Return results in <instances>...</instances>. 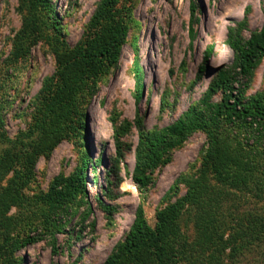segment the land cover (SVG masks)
<instances>
[{"label":"rangeland","instance_id":"374dc122","mask_svg":"<svg viewBox=\"0 0 264 264\" xmlns=\"http://www.w3.org/2000/svg\"><path fill=\"white\" fill-rule=\"evenodd\" d=\"M101 2L49 0L51 10L45 15L39 7L31 13L28 1L0 0V148L7 145L6 138L15 139L33 123L41 104L38 92L57 70V55L50 48L57 35L54 22L64 45L72 48L85 35ZM119 2L131 5L132 16L116 62L86 96L70 133L50 155L38 157L33 179L20 188L26 198L36 201L35 196L49 191L57 178L74 179L85 165L87 175L74 204L54 216L55 227L44 228L39 220L29 224L26 221L38 214L37 205L21 212L6 202L5 188L14 169L0 172V230L12 227L11 233L29 239L17 251L21 264H105L124 241L139 206L154 226L156 211L189 191L197 196L192 201L197 204L206 195L214 197L207 206L218 198L220 206L214 208L226 221V238L236 223L246 228L249 220L264 222V133L255 130L264 121L250 118L245 123L225 113L211 118L227 93L226 79L212 87L221 71L234 74L232 93L243 102L264 95V57L256 60L248 77H236L237 54L228 43L230 36L244 42L261 30L264 0ZM30 13L34 22L42 23L37 39H31L33 31L27 25ZM210 47L213 54L205 64ZM17 49L24 51L15 55ZM193 106L206 120L211 118L207 130H192L169 141L172 145L151 165L146 186L139 188L133 173L141 138L189 117ZM215 146L226 157L254 164L250 169L231 167L237 174L234 178L246 177L249 185L223 180L228 172L223 165L219 171L211 167ZM195 203H187L180 213L181 230L190 244L177 264H217L209 258L211 248L203 244V229L194 219L200 214ZM232 213L240 216L238 221ZM61 217L67 221L61 223ZM25 224L32 226L23 228ZM262 235L261 240L243 237L245 245L234 253L226 248L218 264H264Z\"/></svg>","mask_w":264,"mask_h":264},{"label":"trees","instance_id":"16d2710c","mask_svg":"<svg viewBox=\"0 0 264 264\" xmlns=\"http://www.w3.org/2000/svg\"><path fill=\"white\" fill-rule=\"evenodd\" d=\"M27 1L28 3H26ZM22 2L26 3L27 9L33 14L39 7L46 15L51 10L49 6L51 8L52 5L49 0H22ZM31 13L27 25L29 24L33 31L31 39H37L43 32L42 23L34 22V15ZM131 16V5L127 7L119 0H102L85 35L72 48L64 45L65 41L60 36L59 27L54 22L57 35H55L56 40L50 41V48L57 55V70L45 79L38 92L41 104L37 108L33 123L27 130L19 133L15 139L6 138L7 145L4 144L0 148V172L7 173L14 169L12 182L5 188L6 202H12L21 212L28 206L37 205L38 214L26 221L29 224L32 223V220H39L40 226L44 228L55 227L54 216L65 212L69 206L74 204L76 195L81 192L82 180L87 175L84 170L85 165L81 166L74 179L64 181L57 178L49 191H42L35 196L36 201L26 198L20 193V188L33 179L38 157L42 154L50 155L58 142L70 133L86 96L94 91L96 83L116 62L121 46L128 37V18ZM228 43L237 54L236 77L240 75L248 77L256 60L264 57V24L261 30L254 32L248 40L242 42L240 38L230 36ZM60 47L64 50L60 51ZM22 51L24 49H17L15 55L19 53L21 55ZM212 54L213 47H210L204 54L205 64L208 63ZM138 72L140 73L139 69ZM233 76L231 71H221L217 75V80L213 81L212 87L215 89L223 84L224 80L222 79H226L227 93L223 103L217 104L216 113L211 114V118L225 113L226 116H233L245 123L250 118L264 121V95L254 96L250 101L243 102L242 98L232 93L233 83L231 80L235 77ZM201 102L204 103V100ZM198 109V106H193L189 117L179 119L163 129L155 130L147 138H141L137 147L133 173V179L139 188L146 186L149 179L147 174L151 165L157 163L160 156L172 145L169 141L173 143L175 138H180L192 130H207L211 118L209 121L206 120V116L202 117ZM252 120L249 122L250 124ZM258 125L255 130L263 134L264 124ZM120 152V147H118V153L120 154ZM214 156L215 160L211 162V167L219 171L223 165L228 170L227 177H222L223 180H234V177L237 176L231 168L232 166H238V169H241L242 166L250 169L251 165H254L239 157H226L216 146ZM253 179L255 178L253 177ZM238 181L241 184L244 183L243 185H249L246 183L247 178H242L241 175L235 179L236 183ZM255 184L259 185L258 179ZM213 198L206 195L203 201L197 204L192 202L197 200V196L194 192L189 191V194L184 198L158 209L155 214L154 226L147 222L143 208L139 206L136 219L124 241L108 257L105 264H177L181 259L180 256L185 255L190 244L185 233L182 232L179 222L180 213L187 203H195L199 207L200 214L194 219L201 227V231L203 229V244L205 243L212 250L209 258L214 259L217 264L226 248H230L234 253L242 244L245 245L243 237L261 240L264 233V222L262 223L261 219L260 221L249 220L251 222L245 223L247 224L246 228L241 223H236L235 231L226 238L224 234L227 229L226 221L220 220L214 208L220 206V204L218 205L220 201L218 198L214 199L207 206V202ZM235 201L228 204L233 206ZM236 214L232 213L238 221L240 216H236ZM244 216L246 217L245 214L242 217ZM13 220L16 224L17 215ZM66 221L67 218L61 217V223ZM30 226L32 225L25 224L23 228ZM11 232L12 227L0 230V261L2 264H21V258L17 256V251L25 246L29 239L23 237L21 233L13 234Z\"/></svg>","mask_w":264,"mask_h":264}]
</instances>
